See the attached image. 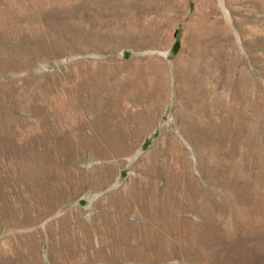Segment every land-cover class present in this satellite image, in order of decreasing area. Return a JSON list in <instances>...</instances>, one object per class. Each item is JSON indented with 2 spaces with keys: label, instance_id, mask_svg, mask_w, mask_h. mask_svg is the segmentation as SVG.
Wrapping results in <instances>:
<instances>
[{
  "label": "rangeland",
  "instance_id": "374dc122",
  "mask_svg": "<svg viewBox=\"0 0 264 264\" xmlns=\"http://www.w3.org/2000/svg\"><path fill=\"white\" fill-rule=\"evenodd\" d=\"M258 160L264 0H0V264H264Z\"/></svg>",
  "mask_w": 264,
  "mask_h": 264
},
{
  "label": "bare ground",
  "instance_id": "6f19581e",
  "mask_svg": "<svg viewBox=\"0 0 264 264\" xmlns=\"http://www.w3.org/2000/svg\"><path fill=\"white\" fill-rule=\"evenodd\" d=\"M192 77H195V76L193 74H191V73H188V71H187V73H185V76L183 78L182 84H180V88H176L175 89V93L178 96L183 94L184 98H185V101L187 102V103L185 102L186 110L183 109V110H185V111H183L184 112L183 113V117L185 118V120H184L185 122L191 123V124H189V126L192 125L194 130L193 131H189L188 130L189 126L187 125L188 127H183V132L189 138H192V140H193V138H194L196 133H197V136H200V125H199V122H198V121H200V119H199L200 117H199V115H196L199 112H196L194 114V110L192 111V109H190V106L188 104V99H189V96H190L189 93H191L190 89H191V86H192V83H191L192 82ZM146 113H147V115H145L144 121L142 120V122L143 123H150V121L152 120V116H151L150 110H148ZM195 121H197V122H195ZM198 125H199V127H198ZM258 163L260 165V170H259L260 171V175L256 173V176L258 175L259 180H260L261 177H262V173H264V160H261V161L258 160ZM252 167H254V165H250L247 170L250 171V172H254V169ZM235 169L236 170L239 169V162L238 161H237V163L235 165ZM253 174H255V173H253ZM253 193H254V195L258 196L257 189H255ZM229 195H234V190H232L231 188L224 192L222 198H228ZM252 196H253V194H252ZM251 199H253V197H251ZM251 201L253 202V200H251ZM225 202H226V200H223L222 208H221L222 210H219L217 213L221 214V213H224V212L228 211V208L226 207Z\"/></svg>",
  "mask_w": 264,
  "mask_h": 264
}]
</instances>
